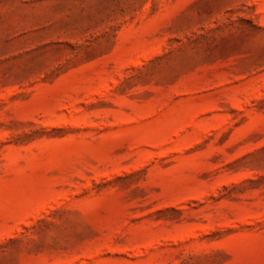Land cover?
<instances>
[{
  "label": "rangeland",
  "instance_id": "obj_1",
  "mask_svg": "<svg viewBox=\"0 0 264 264\" xmlns=\"http://www.w3.org/2000/svg\"><path fill=\"white\" fill-rule=\"evenodd\" d=\"M0 264H264V0H0Z\"/></svg>",
  "mask_w": 264,
  "mask_h": 264
}]
</instances>
